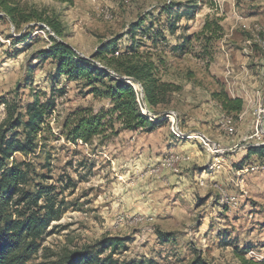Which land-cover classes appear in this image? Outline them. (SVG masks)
I'll use <instances>...</instances> for the list:
<instances>
[{"label":"rangeland","instance_id":"obj_1","mask_svg":"<svg viewBox=\"0 0 264 264\" xmlns=\"http://www.w3.org/2000/svg\"><path fill=\"white\" fill-rule=\"evenodd\" d=\"M19 1L57 15L65 35L64 40L58 38L42 23L17 32L0 12V125L8 104L16 103L23 112L36 98L55 105L46 119L50 131L42 152L29 158L14 155L32 162L39 174L31 176L27 190L53 187L51 196L65 209L27 264L58 262L107 237L126 241L125 250L115 256L126 264H193L198 257L207 264H243V259L264 264V157L233 160L227 152L211 156L201 145V137L237 151L264 145L242 143L255 132L253 119L264 107V0ZM184 13L188 15L179 18ZM217 20L223 32L205 48L200 33L207 21ZM140 21L142 29L161 30L163 36L153 42L138 31V51L154 61L162 82L180 87L166 105L140 104L144 115L164 122L152 133L120 131L90 144L68 141L62 130L68 115L81 108L99 112L110 104L95 99L82 83L58 78L56 62L42 53L53 39L65 41L103 68L93 58L97 50ZM173 24L177 29L171 34ZM21 35L27 39L17 43ZM130 45L127 36L119 42L121 51ZM250 79V88L261 93L254 102L247 101L252 128L236 145H224L218 138L224 135L225 113L212 95L236 85L232 80L249 85ZM191 88L198 92L191 94ZM240 122L233 116L223 126L236 135ZM261 125L264 129V121ZM171 144H186L187 155L194 154L196 160L181 164L180 154L186 153L171 152ZM170 154L173 171L181 164L178 173L156 171Z\"/></svg>","mask_w":264,"mask_h":264},{"label":"trees","instance_id":"obj_2","mask_svg":"<svg viewBox=\"0 0 264 264\" xmlns=\"http://www.w3.org/2000/svg\"><path fill=\"white\" fill-rule=\"evenodd\" d=\"M166 10L169 16L172 7ZM0 12L17 32L23 26L42 23L58 38H65L60 19L46 9L22 4L19 0H0ZM183 15L188 14L179 15V18ZM143 25V21L133 24L127 33L107 41L97 50L93 58L103 68L78 55L65 41L53 38L54 44L42 53L44 58L56 62L58 78L80 82L95 99L106 100L110 104L109 109H101L99 112L92 108H81L68 115L62 126L63 135L68 141L90 144L96 138L114 137L120 131L142 130L152 133L164 122V119L154 122L144 115L140 104L145 100L149 108L166 105L169 96L180 90V87L162 82L157 76L159 69L154 61L151 58L145 59L138 51V31L149 34L153 42L163 36L161 30L152 32L142 29ZM176 29V24L171 25V34ZM222 32L218 20L214 23L207 21L200 33L206 40L205 48L213 40L219 39ZM126 36L131 40V45L121 51L119 42ZM26 39L27 36L21 35L17 43ZM181 49H185V44L181 45ZM136 85H139V90ZM212 96L227 114H240L243 111V100L230 97L224 89L214 92ZM54 106L52 101L41 103L36 98L23 112L16 103L8 104L6 118L0 125V264H27L38 252L39 240H43L50 224L60 221L63 216L65 209L61 204L57 205L51 196L53 187L39 185L31 191L27 190L31 176L39 174L32 162L18 161L14 157L20 154L29 158L42 152L46 131H50L46 119ZM249 154L263 158L264 145L249 148ZM125 248L124 239L107 237L94 247L70 252L52 264H126L115 259ZM193 264L207 263L198 257ZM243 264L260 263L243 259Z\"/></svg>","mask_w":264,"mask_h":264},{"label":"crops","instance_id":"obj_3","mask_svg":"<svg viewBox=\"0 0 264 264\" xmlns=\"http://www.w3.org/2000/svg\"><path fill=\"white\" fill-rule=\"evenodd\" d=\"M249 79V78H248ZM250 81H251V83L249 82L248 84L249 85H247V84H241V85H239L240 83H239V80H237L236 82L235 81H233L232 80V82H234V83H236V85L234 84V86L232 87V88H229V89H224L227 93H228V95L230 96V97H232V98H240V99H242L243 100V102H244V105H243V111L240 113V114H227V113H225L224 111H223V113H225L224 114V116H222V121H221V128H222V130L224 131V135H222L221 136V138H218L219 139V141L222 143V144H224V145H227V146H229V145H233V144H235L236 145V143L238 142V139L242 136V134H243V132L247 129V128H252V117H251V115L248 113L249 112V110H247L246 108H247V101H248V103L249 102H254L255 101V97H257V96H259L261 93L260 92H256V91H253V89H251L250 87H252L253 85H252V80L250 79ZM171 83L172 84H176L177 85V83H175V82H173V81H171ZM191 84H193L192 82H190ZM194 85V84H193ZM192 85V86H193ZM252 85V86H251ZM194 87H195V85H194ZM187 89L188 88H190V87H186ZM231 89H233V91H231ZM196 90H198L197 88H191V91H192V93L191 94H195L196 92H198V91H196ZM229 90V91H228ZM258 98V97H257ZM214 99V98H213ZM214 101H216L215 99H214ZM217 102V101H216ZM218 103V102H217ZM219 104V103H218ZM220 105V104H219ZM221 107V106H220ZM222 109V108H221ZM256 110V109H255ZM233 116H236V118L237 119H239V120H241V122L239 123V124H236V127L238 128L237 129V134L235 135L234 134V132H228L226 129H225V127L223 126V123L226 121V119H228V118H231V117H233ZM254 116H255V111H254ZM254 118V117H253ZM256 118V117H255ZM224 119H225V121H224ZM254 121H255V119H253ZM255 124V123H254ZM241 126V127H240ZM255 129H256V126H255ZM254 129V130H255ZM264 130V129H263ZM216 137H220V136H218V135H215ZM189 138V137H188ZM167 144V143H166ZM234 145V146H235ZM162 147L163 146H165L164 144H162L161 145ZM171 152H177L176 154H180V153H186V155H183V154H180V155H182V157H183V162L181 163V164H183L184 162H187L188 164H190L192 161H195L196 160V157H193V155L191 156H189V155H187V151H189V149H188V147H187V145L185 144V145H176V144H171ZM145 152V151H144ZM143 152V153H144ZM145 153H147L148 154V152H145ZM192 153V152H191ZM170 155H173V154H170ZM170 155H168L166 158H168ZM177 156V155H176ZM244 156H245V158H251V157H254V156H256V155H253V154H249V149L248 148H245V149H241L240 151H237L236 150V152H234V153H232V154H229V158L230 159H233V160H237V159H243L244 158ZM165 158V159H166ZM196 162H202V160H198V161H196ZM187 163H185L186 165H187ZM180 164V165H181ZM214 164V167L216 166L215 165V163H213ZM179 165V166H180ZM179 166H177V168L176 169H174V171H173V174H177L178 173V168H179ZM205 165H203V167H204ZM243 166V165H242ZM241 166V167H242ZM244 167V166H243ZM173 168H174V166H173ZM240 171V170H239ZM162 176V175H161ZM164 176H166L165 175V173H164ZM176 175H174V177H175ZM174 178L171 176V177H168L167 178V182L168 183H170L171 182V180H173Z\"/></svg>","mask_w":264,"mask_h":264},{"label":"built area","instance_id":"obj_4","mask_svg":"<svg viewBox=\"0 0 264 264\" xmlns=\"http://www.w3.org/2000/svg\"><path fill=\"white\" fill-rule=\"evenodd\" d=\"M255 120H256L255 132L250 136H245L242 138V143L244 144V146L256 144L261 141H264V130L262 129V125H261V123L264 121V107L262 108L261 116L255 118ZM201 141H204L203 137H201ZM206 145L208 147V154H210L211 156H213L214 151H224L227 153L236 152L235 149L215 148L211 144H206ZM173 160H174V156L172 155H171V159H162L156 171L160 172L161 170H168L173 172Z\"/></svg>","mask_w":264,"mask_h":264},{"label":"bare ground","instance_id":"obj_5","mask_svg":"<svg viewBox=\"0 0 264 264\" xmlns=\"http://www.w3.org/2000/svg\"><path fill=\"white\" fill-rule=\"evenodd\" d=\"M175 134L178 136V137H180V135L178 134V133H176L175 132ZM185 136L183 135V137H181V138H184ZM204 138V141H202V143H201V145L204 147V149L207 151L208 150V147H207V145L206 144H211L213 147H215V148H222L221 147V145H219V144H213V142L210 140V139H208L207 137H203ZM205 142V143H204ZM224 151H214L213 152V154L214 155H218L219 153H223Z\"/></svg>","mask_w":264,"mask_h":264}]
</instances>
